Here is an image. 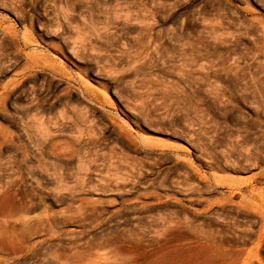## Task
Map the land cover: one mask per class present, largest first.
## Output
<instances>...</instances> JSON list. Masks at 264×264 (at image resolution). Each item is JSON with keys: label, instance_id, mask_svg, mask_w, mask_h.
Listing matches in <instances>:
<instances>
[{"label": "rangeland", "instance_id": "obj_1", "mask_svg": "<svg viewBox=\"0 0 264 264\" xmlns=\"http://www.w3.org/2000/svg\"><path fill=\"white\" fill-rule=\"evenodd\" d=\"M0 264H264V0H0Z\"/></svg>", "mask_w": 264, "mask_h": 264}]
</instances>
